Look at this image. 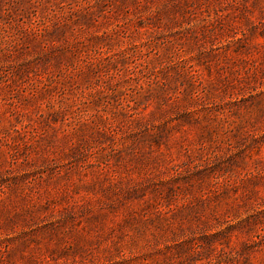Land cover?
<instances>
[{
	"label": "rangeland",
	"instance_id": "rangeland-1",
	"mask_svg": "<svg viewBox=\"0 0 264 264\" xmlns=\"http://www.w3.org/2000/svg\"><path fill=\"white\" fill-rule=\"evenodd\" d=\"M0 264H264V0H0Z\"/></svg>",
	"mask_w": 264,
	"mask_h": 264
}]
</instances>
